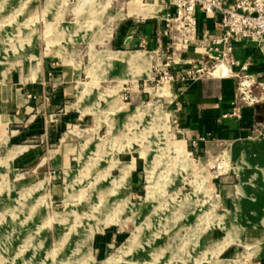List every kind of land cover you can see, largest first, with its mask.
<instances>
[{
	"label": "rangeland",
	"instance_id": "rangeland-1",
	"mask_svg": "<svg viewBox=\"0 0 264 264\" xmlns=\"http://www.w3.org/2000/svg\"><path fill=\"white\" fill-rule=\"evenodd\" d=\"M135 1L0 0V74L43 58L80 72L41 96L59 93L60 114L76 113L62 134L75 147L66 166L38 164L54 157L50 141L31 164L8 167L0 142V264H264V234L210 240L242 212L236 199L230 215L216 185L232 173L229 146L194 152L177 94L155 96L151 51L118 52L122 24L153 15Z\"/></svg>",
	"mask_w": 264,
	"mask_h": 264
},
{
	"label": "crops",
	"instance_id": "crops-1",
	"mask_svg": "<svg viewBox=\"0 0 264 264\" xmlns=\"http://www.w3.org/2000/svg\"><path fill=\"white\" fill-rule=\"evenodd\" d=\"M140 1L156 2L161 5V10L157 15L144 17L136 13L141 18L134 16L122 24L120 33L123 36L118 37L122 39L123 50L118 52H125L126 56L133 53V49L144 53L146 50L152 51L158 43L163 45L167 42V38L161 34L164 19L171 11L166 0ZM203 32L219 36L223 29L219 19L206 18L198 11L196 35L201 36ZM203 52L204 49L189 46L177 68L184 69L191 59L201 57ZM234 53L240 61L250 62L247 74L253 77L263 74V58L253 44L235 43ZM76 70L77 66L71 65L66 73L62 60L60 64L55 59L43 58L39 60L38 68L34 67L32 59L25 67L15 63L7 73L0 74V142L5 143L4 158L9 151L13 153L8 167L16 157L17 163L31 164L37 160L39 152L49 146L50 141L58 143L54 149H48L54 157L46 160L42 157L38 164L48 161L50 167L55 169L68 164V154L75 147H72V143L63 142L62 134L66 122L73 121L76 113L69 111L60 114L59 108L64 101L59 93L52 94L49 103L43 102L41 96L48 86H54L57 82L76 81V76L80 75V72L76 75ZM242 74L244 72L239 67L228 66L223 76L201 77L187 84H174L176 100L180 103L177 112L190 148L204 158L211 155L209 152L215 147L221 151L222 146H229L232 173L217 177L216 185L229 211L237 199L242 212L240 216L233 215L236 221L224 227L225 235L210 238L218 245L221 240L224 243H245L239 238V231H245L250 241H260V234H264V211L261 208L264 205V174L260 168L264 167V139L250 137L264 116V101L253 106L243 105L241 119L223 116L231 110L232 102L236 99L237 84ZM53 117L56 118L55 122L51 121ZM250 139L256 143H248ZM240 146L246 148L242 150ZM223 149L226 151L227 148ZM230 232L234 236L231 237ZM259 252L264 255V246Z\"/></svg>",
	"mask_w": 264,
	"mask_h": 264
},
{
	"label": "built area",
	"instance_id": "built-area-1",
	"mask_svg": "<svg viewBox=\"0 0 264 264\" xmlns=\"http://www.w3.org/2000/svg\"><path fill=\"white\" fill-rule=\"evenodd\" d=\"M171 11L164 19L161 34L167 38L165 44L151 51L157 84L162 92L159 99L173 98L174 84H187L201 77L223 76L215 74L217 69L239 67L244 72L239 78L236 99L224 117L242 118V106H253L264 101V72L258 77L246 73L249 61H240L234 53V44L248 42L259 51L264 62V0H166ZM206 18L219 19L223 33L212 36L203 32L197 36V12ZM204 49L201 57L191 59L184 69L177 68L182 54L189 46ZM155 80L154 77H151ZM168 86L167 92H164ZM173 101V100H172ZM254 138L264 139V116L255 127Z\"/></svg>",
	"mask_w": 264,
	"mask_h": 264
},
{
	"label": "bare ground",
	"instance_id": "bare-ground-1",
	"mask_svg": "<svg viewBox=\"0 0 264 264\" xmlns=\"http://www.w3.org/2000/svg\"><path fill=\"white\" fill-rule=\"evenodd\" d=\"M135 2L139 5H143V7H146L148 10H150L153 13V15H157L161 10V5L156 3V2L144 3L140 0L135 1ZM130 58H131V61L133 60L134 62H139L141 60L145 61V59H146L143 55H135L134 57H130ZM224 73H225V67L224 66L219 67L217 69V71L215 72V74H224ZM248 143H252L254 145L256 142L254 139L253 140L250 139V141ZM239 148H242V150H244L246 148V146H243V147L240 146Z\"/></svg>",
	"mask_w": 264,
	"mask_h": 264
}]
</instances>
